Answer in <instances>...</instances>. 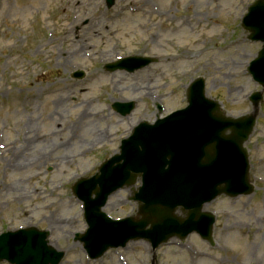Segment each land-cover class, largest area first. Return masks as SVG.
<instances>
[{
  "label": "rangeland",
  "instance_id": "374dc122",
  "mask_svg": "<svg viewBox=\"0 0 264 264\" xmlns=\"http://www.w3.org/2000/svg\"><path fill=\"white\" fill-rule=\"evenodd\" d=\"M253 1L116 0L107 8L106 0H0V234L47 230L51 245L65 252L60 264H264V100L246 144L256 190L205 206L217 216L214 246L193 233L155 252L137 240L90 260L75 240L87 224L72 193L140 121L184 108L197 77L228 115L252 112L249 97L261 86L247 68L263 44L248 39L241 18ZM40 39L45 47L37 55ZM70 44L88 47L61 55ZM130 55L158 59L133 73L104 69ZM77 70L84 78L73 77ZM60 96L70 98L52 116ZM116 101L136 108L121 117ZM131 196L118 190L104 211L115 219L135 215Z\"/></svg>",
  "mask_w": 264,
  "mask_h": 264
},
{
  "label": "water",
  "instance_id": "95a60500",
  "mask_svg": "<svg viewBox=\"0 0 264 264\" xmlns=\"http://www.w3.org/2000/svg\"><path fill=\"white\" fill-rule=\"evenodd\" d=\"M113 4L114 0H108L109 6ZM243 26L251 40L264 43V0L249 7ZM151 61L130 57L106 68L132 72ZM249 71L264 88V47ZM75 75L82 78L84 74ZM187 97L186 108L158 117L155 123L141 122L123 140L119 154L106 160L94 177L74 186V193L85 202L89 225L87 233L78 237L93 258L135 239L149 240L156 249L174 236L185 238L196 231L212 241L215 218L203 211L204 205L222 194L235 197L253 193L245 143L255 128L263 91L250 98L254 112L238 118L226 116L221 105L206 96L203 78L192 82ZM134 106V102L113 105L122 115ZM138 181L142 185L136 187ZM121 188H131V199L139 202L137 215L141 218L114 221L102 211L109 196ZM179 210L183 216L177 214ZM48 235L34 227L4 233L0 236V260L59 264L64 253L48 245Z\"/></svg>",
  "mask_w": 264,
  "mask_h": 264
},
{
  "label": "bare ground",
  "instance_id": "6f19581e",
  "mask_svg": "<svg viewBox=\"0 0 264 264\" xmlns=\"http://www.w3.org/2000/svg\"><path fill=\"white\" fill-rule=\"evenodd\" d=\"M159 5V4H158ZM155 7H157L156 5H154ZM163 7H165V6H163ZM181 25V24H180ZM81 42V41H80ZM240 42V39L238 40V42L237 43H239ZM73 44H70V46H72ZM86 45V47H88V45L87 44H85ZM85 45H82L80 48H75L74 49V47L76 46V44H74L73 45V47L68 51V49H65V50H61V55H63V56H76L77 54H79L80 53V50H82L83 49V47L85 46ZM42 46L43 47H45V44L43 43V40L42 39H40V40H38V42H37V55L39 54V50H40V47L42 48ZM86 55H88V52H86ZM185 56H186V54H185ZM172 60V59H171ZM43 96V93H42V91H41V93L40 94H37V99H40L41 97ZM69 98H70V96H68L66 99L64 98V97H62V96H60L56 101H54V106H55V108H56V110L55 111H53L52 112V116L53 115H56V114H58V111H59V108H61L63 105H64V103L67 101V100H69ZM103 114V111H101L100 113H98L97 115H102ZM80 123H78V125H79ZM33 141H34V139H33ZM8 152V151H7ZM40 159V158H39ZM54 225H56V223L55 222H51V228L53 229L54 227H56V226H54Z\"/></svg>",
  "mask_w": 264,
  "mask_h": 264
}]
</instances>
